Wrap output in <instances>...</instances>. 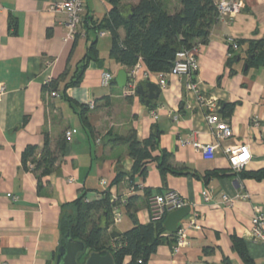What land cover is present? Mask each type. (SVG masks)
Here are the masks:
<instances>
[{
  "label": "crops",
  "instance_id": "0c3cea01",
  "mask_svg": "<svg viewBox=\"0 0 264 264\" xmlns=\"http://www.w3.org/2000/svg\"><path fill=\"white\" fill-rule=\"evenodd\" d=\"M60 1L0 0V83L5 85L0 97V264H56L63 242V205L80 197L98 200L109 191L121 207L119 222L114 212L113 218L94 213L98 224L109 221L104 240L112 243L137 224L150 223L149 198L169 189L178 191L190 208L179 226L197 214L198 227L189 229L190 244L179 253H174L167 231L163 233L148 264H264V242L250 234L255 206L264 211V179L245 176L264 168V66L247 64L250 42L264 41V0H245L239 14L218 19L209 36L193 44L199 49L200 96L217 98L221 116L233 130L231 138L221 141L212 134L198 96L177 76L161 88L153 108L139 94L125 96L115 80L102 85V71L116 77L126 69L110 56V33L101 35L98 27L112 4L84 0L79 33L69 39L66 15L53 9ZM139 1L122 0L120 5L128 8ZM162 1L171 14L182 9L180 0ZM120 35L125 37L123 28ZM92 45L99 59L90 60L81 72ZM161 105L165 108L154 119L151 110ZM68 129L74 131L71 142L65 140ZM134 131L139 141L153 131L161 133L144 177L132 172L129 144L114 141ZM192 139L214 144V157L207 159L185 143ZM235 143L248 144L252 153L239 174L225 153ZM29 146L35 152L28 155ZM163 151L170 154L171 171L165 173L158 166ZM49 154L54 163L47 160ZM238 193L249 196L233 205L223 202V195ZM234 238L243 241L249 262L235 249ZM130 261L127 256L124 264Z\"/></svg>",
  "mask_w": 264,
  "mask_h": 264
},
{
  "label": "trees",
  "instance_id": "16d2710c",
  "mask_svg": "<svg viewBox=\"0 0 264 264\" xmlns=\"http://www.w3.org/2000/svg\"><path fill=\"white\" fill-rule=\"evenodd\" d=\"M122 0H108L112 8L108 16L101 21L98 26L102 31H107L111 35L110 56L120 63L127 71L132 68L142 58L145 66L152 72L168 71L171 69L177 52L184 48L193 47L197 39H205L209 36L210 30L218 20V11L215 0H180L182 9L171 14L164 7L162 0H140L135 5L128 8L121 6ZM128 9L127 12L125 10ZM125 30V37L120 35V29ZM249 67L264 66V41H251L247 50ZM99 53L95 46H91L85 56L81 72L90 60H98ZM80 80L74 81L78 84ZM83 124L88 128L89 121L86 116L82 117ZM161 133L153 131L150 137L144 141H139L135 131L129 136H115V142L129 144V152L134 160L132 172L140 176L147 173V162L155 159L153 152L159 145ZM66 140V139H65ZM49 138L46 137V148H48ZM35 152L34 146H29L26 153ZM26 153L23 160H26ZM27 155V156H28ZM47 160L53 162L55 158L49 154ZM170 154L163 151L162 159L158 164L163 173L171 171L168 164ZM159 160V158H157ZM42 159L39 161L40 166ZM213 173H208L210 176ZM245 176L262 180L264 179V168L256 171L246 172ZM121 175L117 177L119 180ZM116 206L109 191H105V196L98 200L88 201L85 197H80L74 202L63 205L62 232L63 242L65 235L69 231L74 240H82L86 243V251L82 257L93 251L105 253L110 251L114 257L115 264H124L127 256L131 257L129 264H136L142 260L143 264H148L150 257L156 252L162 243L161 235L166 233L164 221L148 224H137L133 228L117 236L112 243L104 240V231L109 226V221L105 225L94 223L92 227V217L94 213L102 211L108 218ZM68 219V222L66 220ZM167 239L174 241L173 235ZM234 247L241 257L249 262L250 258L244 243L239 238H234Z\"/></svg>",
  "mask_w": 264,
  "mask_h": 264
},
{
  "label": "built area",
  "instance_id": "2783aa9c",
  "mask_svg": "<svg viewBox=\"0 0 264 264\" xmlns=\"http://www.w3.org/2000/svg\"><path fill=\"white\" fill-rule=\"evenodd\" d=\"M215 5L218 11V19H233L239 14L244 6L245 0H215ZM55 11L63 12L67 18L68 26V38L74 39L79 33L82 17L84 14V0H61L53 6ZM107 31L100 32L101 35H105ZM232 47L238 49L239 45L235 40H231ZM200 69L199 63V49L197 46L191 48H184L177 52L176 58L170 70L152 72L145 66L142 58L128 70V83L124 89L125 96H137V87L141 83H145L147 80L155 81L160 88H165L168 85L169 79L172 76H177L184 80L186 90L189 93H195L198 99L201 101L205 108V118L211 129L212 134L219 141L229 139L233 136V130L228 121L221 116V105L217 98L210 97L203 99L200 96V87L198 80V72ZM115 79V75L110 71H102L101 83L108 86ZM5 93V85L0 83V97ZM52 95H56V92H51ZM91 108H94V101L89 103ZM165 108L164 106H158L151 110V116L154 119L159 118V110ZM74 131L68 129L65 132V139L67 142L73 140ZM185 143L192 144L196 149L202 151V154L207 159L214 157L216 146L212 143L204 144L198 140L192 139ZM225 153L228 156L229 163L232 171L235 174L242 172L252 158L250 147L246 143H235L225 148ZM102 185L105 186V190L108 189V182L103 180ZM205 200L210 201L211 196L208 192L203 193ZM248 194L238 193L234 196L223 195V202L229 205L235 204L238 200L247 198ZM126 200L123 201V206L126 204ZM186 199L175 189H169L162 193L155 194L149 198V212L150 222L157 223L164 221L167 214L175 209L187 206ZM115 222H119L122 218V209L116 205L113 209ZM197 214L190 217L188 222L180 225L176 233H166L167 236L173 235V251L174 253L181 252L184 248L190 244L189 229L197 228L198 225ZM250 234L256 241L264 242V211L261 207L255 206V214L252 218V227ZM138 262H142L139 260Z\"/></svg>",
  "mask_w": 264,
  "mask_h": 264
},
{
  "label": "water",
  "instance_id": "95a60500",
  "mask_svg": "<svg viewBox=\"0 0 264 264\" xmlns=\"http://www.w3.org/2000/svg\"><path fill=\"white\" fill-rule=\"evenodd\" d=\"M100 68L103 67V61L98 62ZM115 81L119 87L125 88L128 83V71L121 69L118 71ZM161 88L154 81L147 80L137 87V93L140 95L141 101L150 108H153V101L160 95ZM190 213V208L184 206L169 212L164 220V228L174 234L179 228V224ZM86 251V243L82 240H74L68 231L65 235V242L59 246L56 254V264H115L114 257L110 251L105 253L93 251L84 257V261H80ZM136 264H143L137 262Z\"/></svg>",
  "mask_w": 264,
  "mask_h": 264
},
{
  "label": "rangeland",
  "instance_id": "374dc122",
  "mask_svg": "<svg viewBox=\"0 0 264 264\" xmlns=\"http://www.w3.org/2000/svg\"><path fill=\"white\" fill-rule=\"evenodd\" d=\"M171 1H174V0H171ZM165 6V5H164ZM82 19H83V17H82ZM83 22V21H82ZM81 25H82V23H81ZM80 30V29H79ZM79 32V31H78ZM109 39H110V41H112L111 40V37L110 38H106V40H108L109 41ZM97 220H98V215H93V217H92V224H90V227H92V225L94 224V223H97ZM66 222H68V219L66 220ZM105 239V238H104ZM84 261V257H82L81 258V262H83Z\"/></svg>",
  "mask_w": 264,
  "mask_h": 264
},
{
  "label": "clouds",
  "instance_id": "9594fccd",
  "mask_svg": "<svg viewBox=\"0 0 264 264\" xmlns=\"http://www.w3.org/2000/svg\"><path fill=\"white\" fill-rule=\"evenodd\" d=\"M115 80V79H114Z\"/></svg>",
  "mask_w": 264,
  "mask_h": 264
}]
</instances>
